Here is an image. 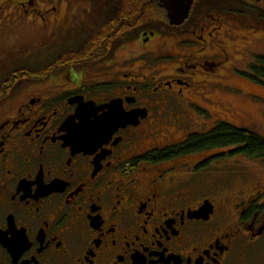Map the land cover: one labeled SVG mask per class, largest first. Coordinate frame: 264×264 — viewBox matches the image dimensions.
Wrapping results in <instances>:
<instances>
[{
	"label": "flooded vegetation",
	"instance_id": "obj_1",
	"mask_svg": "<svg viewBox=\"0 0 264 264\" xmlns=\"http://www.w3.org/2000/svg\"><path fill=\"white\" fill-rule=\"evenodd\" d=\"M169 3L190 5L179 26L162 0H0V32L43 37L0 60V264H251L264 189L233 193L219 155L189 161L200 151L181 148L204 131H181L212 116L203 103L231 61L225 25L264 27V0ZM144 25L142 49L124 56ZM71 52L73 62L47 65ZM79 100H119L136 119L84 145Z\"/></svg>",
	"mask_w": 264,
	"mask_h": 264
},
{
	"label": "rangeland",
	"instance_id": "obj_2",
	"mask_svg": "<svg viewBox=\"0 0 264 264\" xmlns=\"http://www.w3.org/2000/svg\"><path fill=\"white\" fill-rule=\"evenodd\" d=\"M157 30H161L160 25H149ZM145 28L144 26L137 27ZM225 32L223 34V39L226 42L228 50L231 54L230 65L226 67H220L219 73V83L220 86L215 88L212 93L213 103L204 104L208 107L211 112V117H193L195 120V126L191 129L185 128L181 131L185 137L187 132L192 131H206L209 129L215 121L219 119H229L233 124L237 126L247 127L259 134L264 136V86L254 83L250 78L253 73L251 70V65L255 63L256 56L264 54V27L261 25L252 26L251 28L242 27L238 24L225 25ZM253 29L254 31L252 32ZM256 29V30H255ZM39 31H32L31 28L24 26H15L14 29L5 32H0V60L8 61L7 58L10 53L9 50L17 48L18 45H23L24 43L36 44L42 42L43 37H40ZM141 32L138 33L137 30L134 33L133 40L129 42L126 50L122 51L124 56H127L131 49L140 50L141 45L139 37ZM161 37L154 42L153 45L158 44ZM168 44L169 47L175 49L172 40ZM27 46V45H26ZM58 49V48H57ZM55 49V51L57 50ZM7 50L6 53L2 51ZM48 53V47L43 49ZM53 53V52H52ZM37 56L35 60L40 57L49 56V54L42 53V51H37ZM122 55V54H121ZM120 57V55H119ZM122 57V56H121ZM43 59V58H41ZM236 67L237 69H234ZM235 74H240L244 78H237ZM235 89L246 90L242 96L237 95ZM202 104V102H200ZM228 121V120H227ZM199 123V124H196ZM230 122V121H229ZM205 125V127H204ZM179 133H174L178 135ZM182 137V139H184ZM218 150L200 151L197 153H192L191 157L187 160L193 161L195 159H201L208 155H213ZM220 167L226 169V173L229 174L231 178L229 181L234 180L235 184L233 187L235 189L233 193L238 191H255L264 189V159L257 157H250L245 155H238L234 157L232 161L229 159L222 161V159L217 160ZM233 164L230 166L224 165L223 163ZM222 164V165H221ZM219 168V165H217ZM236 179H238L236 181ZM240 181V182H239ZM237 182V183H236ZM232 189V188H231ZM228 190L232 191V190ZM251 248L255 251L250 252L249 262L251 264H264V235L259 237L255 242L251 243ZM253 256V259L251 258Z\"/></svg>",
	"mask_w": 264,
	"mask_h": 264
},
{
	"label": "trees",
	"instance_id": "obj_3",
	"mask_svg": "<svg viewBox=\"0 0 264 264\" xmlns=\"http://www.w3.org/2000/svg\"><path fill=\"white\" fill-rule=\"evenodd\" d=\"M95 44L100 47L97 54L103 52V42L99 40L95 41ZM55 59L56 61L53 62ZM55 59L47 65L59 67L73 62V52L71 54H62ZM251 70L253 73L251 79L257 84L264 86V54L256 56L255 63L251 65ZM262 110L264 111L263 108ZM233 123L229 119H219L206 131L191 134L187 141L181 145V148L187 152L211 151L214 149L226 150V153L218 156L220 159L225 156L234 158L242 154L264 159V136L250 128L237 126ZM218 157H215V159H218Z\"/></svg>",
	"mask_w": 264,
	"mask_h": 264
},
{
	"label": "water",
	"instance_id": "obj_4",
	"mask_svg": "<svg viewBox=\"0 0 264 264\" xmlns=\"http://www.w3.org/2000/svg\"><path fill=\"white\" fill-rule=\"evenodd\" d=\"M162 6L168 12V18L173 25H181L189 14L190 5L186 9H177L169 3V0H162ZM105 108H108V111L104 112L101 117H88L89 114L98 113ZM77 114L83 116L78 117L80 122L76 127L75 138L84 145L94 144L104 137L110 136L119 126H124L136 119L133 114L123 112L117 100H113L109 105L102 107H97L92 102L84 103L79 100Z\"/></svg>",
	"mask_w": 264,
	"mask_h": 264
}]
</instances>
